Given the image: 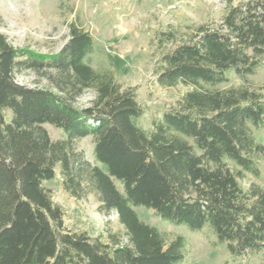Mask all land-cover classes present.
I'll return each instance as SVG.
<instances>
[{"label":"trees","instance_id":"16d2710c","mask_svg":"<svg viewBox=\"0 0 264 264\" xmlns=\"http://www.w3.org/2000/svg\"><path fill=\"white\" fill-rule=\"evenodd\" d=\"M180 39L176 30L160 32V44L177 46L155 73L162 88L190 90L146 130L133 123L145 114L136 89L86 62L96 41L83 26L72 22L66 45L53 55L15 48L0 32V264H180L185 239L166 240L135 207L193 232L207 227L233 256L264 250V189L241 186L246 173L260 174L264 145L253 128L264 127V94L245 85L214 88L229 81L228 73L245 79L262 66L264 0H230L218 24L195 26ZM23 71L47 84H19ZM86 92L92 100L80 107ZM44 124L66 139L52 141ZM88 136L106 170L76 149ZM58 165L68 193H93L102 213L118 215L125 243L116 234L106 242L65 226L44 187Z\"/></svg>","mask_w":264,"mask_h":264},{"label":"rangeland","instance_id":"374dc122","mask_svg":"<svg viewBox=\"0 0 264 264\" xmlns=\"http://www.w3.org/2000/svg\"><path fill=\"white\" fill-rule=\"evenodd\" d=\"M230 0H0V32L7 36L15 48L28 49L43 55L59 53L69 39V25L80 24L96 41L95 52L86 62L95 69L110 68L123 88H135L138 101L145 110L141 119H134L136 126L152 130L153 120L163 112L178 105L190 90L183 85L162 88L155 70L164 54L177 44H160V32L176 30L181 39H188L195 26L216 25L227 11ZM234 4L240 1L232 0ZM229 81L214 88L227 89L245 85L264 94V62L255 74L245 79L228 73ZM16 81L29 87H43L46 80L39 74L23 71L16 74ZM92 93L86 92L78 106L90 104ZM6 115L12 117L11 111ZM43 127L52 141L66 139L65 133L50 124ZM256 140L264 145V127L255 129ZM76 149L92 164L106 170L94 158V139L88 136L75 141ZM257 159L258 177L246 173L241 182L243 190L255 184L264 189V154ZM61 168L56 176L44 182L52 199L64 212V224L72 230L87 232L93 238L118 235L126 242V230L113 212L100 211L98 197L90 193L76 199L63 187ZM117 189L124 193V185L115 179ZM141 221L156 227L166 240L176 236L185 239V258L180 264H264V250L239 257L233 256L227 245L217 241L209 228L193 232L183 225H176L156 216L146 207L134 208ZM107 239V240H106Z\"/></svg>","mask_w":264,"mask_h":264}]
</instances>
